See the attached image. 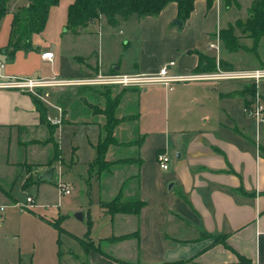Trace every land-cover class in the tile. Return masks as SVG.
Listing matches in <instances>:
<instances>
[{
  "label": "crops",
  "instance_id": "1",
  "mask_svg": "<svg viewBox=\"0 0 264 264\" xmlns=\"http://www.w3.org/2000/svg\"><path fill=\"white\" fill-rule=\"evenodd\" d=\"M250 1L246 2L245 9ZM219 2L220 0H216L211 8L206 9L204 0H194L188 18L179 26L172 23L176 14L174 3L167 4L156 16L130 18L127 21L133 23L131 27L132 30L135 29L133 41L137 45V52L129 65L121 66L120 61L111 62L104 69L98 53L94 55L93 61L90 59L94 53L86 58L75 56L74 60L78 63L75 65L77 76L89 77L97 72L115 71L114 68L119 73L147 72L156 70L168 61L174 63L170 66L173 67L172 71H167L171 75L214 72L213 69H200L198 53L213 57L216 69L264 67V57L258 58L248 67H236L228 53L224 55L218 52L213 56L207 52L211 43L205 45V42L214 28ZM14 10L7 9L0 24V61L4 64L1 75L47 78V75L42 74V65H50L54 56L52 54L51 61L41 59L40 52L46 50L36 51L32 47L29 51L17 50L10 58L4 54ZM83 31L78 29L74 34L78 35ZM220 43L218 40V48L222 46ZM127 44L129 46L130 42L126 37L123 45ZM77 58H82V61ZM189 81L213 83L217 88L209 89L210 93L206 94L204 101L193 99L191 103L198 102V107L191 112L184 113L177 119L165 118L163 129L139 132L138 91H144L148 87H160L169 91L170 93L166 91L164 100L168 113V98L174 92L173 87ZM261 81L264 79L254 84V94L258 95L264 106V85L263 91L258 88ZM247 83L250 82L186 80L174 82L170 88L162 85L125 88L115 115L119 118L137 112L136 120L129 121L132 125L127 127L131 132L126 133L127 136L123 139L126 142L139 139V143L128 148L135 158L128 165L131 170L121 169H125L127 173L125 178L131 176L123 195H138L145 204L138 215H108L98 206L108 216V235L99 237L97 241L90 238L91 246L85 243L77 251H70V259L74 260L70 264H235L238 256L245 258L248 264H264V157L261 154L264 149V125L256 124L242 112V107L252 100V96L244 92ZM65 88L71 90L72 98L66 107L64 120L74 110L79 109L74 116H78L81 111L85 115L87 112L95 114L92 105H103L104 96H91L89 89H83L87 91L84 96L88 97L91 104L85 105L73 97L76 87ZM99 97H102V104H99ZM90 98L95 102H91ZM174 98L175 95H172L171 100ZM123 103L126 104L122 112H119ZM129 109L132 112H128ZM49 112L56 115L54 109ZM97 119L99 131L100 117ZM124 123L128 121L121 122L115 128L116 138L118 131L122 129L120 125ZM11 129L15 132L16 143L23 148L40 145L30 141L44 139L47 135L45 126L39 122L29 93L0 88V130L10 132ZM117 140L120 142L121 139ZM40 146L45 147L47 144ZM117 148L110 146L106 155L110 151L114 153ZM161 152L168 158L165 170L158 167L155 159L157 153ZM26 164L33 166L29 175L36 178L50 167L47 163L39 167L36 163L26 161L6 162L8 167L14 165L20 168ZM41 182L47 181L37 183ZM120 182L121 180L116 183L117 188L115 186L113 189L106 185L111 193L109 198L116 193ZM22 183L23 177L21 188ZM132 232H136L135 237L116 242L104 240L109 236ZM66 233L75 240L80 239L70 232Z\"/></svg>",
  "mask_w": 264,
  "mask_h": 264
},
{
  "label": "rangeland",
  "instance_id": "2",
  "mask_svg": "<svg viewBox=\"0 0 264 264\" xmlns=\"http://www.w3.org/2000/svg\"><path fill=\"white\" fill-rule=\"evenodd\" d=\"M70 1L57 0V3L48 10L43 29L31 36L30 45L32 49L51 51L54 56L50 65L48 63L42 65V74L47 75V79L78 77L77 66L75 68L78 63L74 57L86 58L93 53L90 60L93 61L94 55L98 53L99 61L104 69H107L111 62L120 61L121 66L129 65L137 52V45L133 41L135 29L132 30L131 27L133 23L120 21L111 25L105 18L100 17L95 24L79 28L84 30L81 34H74L67 26L66 19L67 6ZM246 2L248 0H238L237 4L225 8L220 1L216 10L214 28L205 42V45L209 42L213 45L212 47L208 46L210 48V50L207 49L208 53L213 56L214 53L218 52L224 55L228 53L236 67H248L258 58L264 57V36L260 38L255 49L250 50L252 49L251 38L242 35V30L236 27L233 29V33L238 37L237 42L241 46L238 51H221L223 48L220 49V47L222 46L218 48V40L216 42L215 32L219 28H225L229 24L233 25L235 21H244L247 14ZM26 4L27 0H8L6 7L10 11ZM3 20L4 16H1L0 24ZM175 20L173 19L172 23ZM126 37L129 39V46L128 44L123 45ZM78 61H82V58ZM172 69L173 67L167 66L169 73ZM218 69L227 70L224 67ZM213 70L217 71L216 68ZM262 85H264V81H261L258 87L263 91ZM211 88L215 89L217 85L199 81L176 84L172 94L175 95V98L171 100L172 95L168 98L170 104L168 113L164 104L166 89L148 87L144 91L139 90L137 107L139 132L163 129L165 118L177 119L184 113L191 112L194 110L193 108L198 107L197 101V103H191L193 99L204 101ZM82 89H89L94 92L91 96L100 93H103L102 96H104L105 88L103 86H84ZM124 90L125 88L118 86L110 88L112 94L118 91L124 92ZM70 91L65 87L52 86L37 90L36 93L44 99V103L48 107V114L53 116L54 114L49 111L54 109L53 106L58 105L61 95L65 96ZM123 92L122 95L124 96L125 93L123 94ZM90 100L95 102L92 98ZM98 100H101L99 104H102V97H99ZM125 104H121L119 112H122ZM75 111L78 112L79 109L69 112L65 120L63 119L62 123L60 121L55 130L59 158L56 157L48 165L50 166L48 170L54 171L53 183H32L21 188L22 177L23 182L26 181L25 183L27 180H33L36 177L29 175L33 166L26 164L20 168L14 167V165L8 167L6 162L26 161L36 163L41 167L47 163L51 156V145L23 148L16 143L13 129L10 132L0 130V177L2 178L0 182V207L2 208L0 211V264H70L71 261L74 262L73 259H70V251H77L78 248H82L88 238L97 241L99 237L108 235V216L99 209L98 199L109 198L111 193L110 189H106V185L113 189L116 183L122 180L127 173H125V169L116 170L110 177H105L103 174L100 178L94 175L88 178L87 171L89 164L95 157L94 146L97 143L99 132L96 124L99 120L97 118L100 117L101 124L105 118L96 113L87 112L85 115L82 111L78 116H74ZM127 111L132 112L131 109ZM130 124L132 125L128 121V123L120 125L122 128L120 131L117 130V138L121 139L120 142H126L123 137L131 132L127 129ZM122 150L124 153L122 157H127L125 153L133 156L130 151L127 152L124 148ZM116 156L110 151L106 158L112 160ZM129 166H125L128 171L131 170ZM62 181L70 183L68 195L59 194L57 183ZM26 196L32 197L30 206L25 204ZM76 214H80L79 219ZM66 232H70L80 239L75 240ZM85 234L88 238L84 236ZM81 238H83V242L80 241ZM75 261L77 260L75 259Z\"/></svg>",
  "mask_w": 264,
  "mask_h": 264
},
{
  "label": "trees",
  "instance_id": "3",
  "mask_svg": "<svg viewBox=\"0 0 264 264\" xmlns=\"http://www.w3.org/2000/svg\"><path fill=\"white\" fill-rule=\"evenodd\" d=\"M206 9L211 8L216 0H204ZM225 8H229L233 4H237L238 0H220ZM8 0H0V17L7 12ZM194 0H71L67 6V26L71 29L72 33H77L79 28H84L89 24H95L100 17L113 25L120 21H127L130 18L140 19L147 16H156L167 4L174 3L176 5L175 19L183 22L189 16L193 8ZM57 0H27V4L22 7H17L12 12L10 21L7 45L5 47V53L7 57H11L17 50L29 51L31 50L30 40L31 36L40 32L46 22L48 10L51 6L55 5ZM247 14L244 21H235L233 25H228L225 28L218 29L216 32L217 39L221 42L222 47L227 52H235L241 48L238 45V37L234 35L233 29L242 30V35L250 37L252 40V49L254 50L258 41L264 36V0H251L247 7ZM241 32V31H240ZM78 60V58H77ZM198 61L200 69L211 70L214 69V58L198 53ZM76 90L73 93V97L77 98L79 102L85 105H91L88 102V97L84 96L85 92L82 88L84 86H75ZM78 87V88H77ZM112 86H103L104 89V105L99 108L95 105L93 110L97 114L102 115L105 121L99 127L98 139L95 144V157L89 164L87 176H100L107 175L110 177L115 170H121L126 165L134 162L132 155L125 156V151L129 152V146H136L139 143V139H134L127 142H119L114 135L115 128L123 121H134L137 117V112L131 115L122 117H116L115 111L122 97L123 91H118L111 95L110 88ZM40 90V89H38ZM254 83H250L245 86L244 92L248 95H254ZM90 95L94 92L91 90ZM103 94V93H102ZM100 93V95H102ZM31 101L38 114L39 122L45 126L47 135L41 140H31V143L40 145L50 144L52 148L51 156L47 161V165L58 156V145L55 137V130L58 125L50 124L46 120L48 115V107L39 98L31 95ZM72 98L71 92H68L65 96L61 95L58 100V106L61 109V123L63 122V116L66 112V107ZM110 146L118 147L114 150L115 158L110 160L106 158L107 150ZM132 154V153H131ZM261 154L264 157V149L261 150ZM131 178V176L129 177ZM129 178L121 180L116 193L107 200H98V206L108 215L114 214H133L138 215L141 207L145 202L139 199V196L125 197L123 190L126 188ZM36 177L33 180H27V183L23 182L22 187L26 184H35L39 182ZM26 185V186H27ZM57 226V225H56ZM59 228V227H58ZM136 232L130 234H123L119 236H109L104 240L109 242H116L125 240L129 237H135ZM85 237L87 235L85 234ZM83 242V238L81 240ZM88 245H92V241L84 242ZM181 262L164 263V264H179ZM235 264H248V261L241 256H238V262Z\"/></svg>",
  "mask_w": 264,
  "mask_h": 264
},
{
  "label": "built area",
  "instance_id": "4",
  "mask_svg": "<svg viewBox=\"0 0 264 264\" xmlns=\"http://www.w3.org/2000/svg\"><path fill=\"white\" fill-rule=\"evenodd\" d=\"M212 47V44H209ZM40 58L51 61L52 52H40ZM173 61L159 66L156 70L138 73H119L115 71L101 73L97 72L89 77H75L68 79L55 78H38L25 76H2L1 72L4 68L3 62L0 61V88L14 89L29 93L44 102L36 92L38 89L46 87H75V86H118L123 88L144 87L147 85H162L170 88V85L178 81L186 80H242L256 84L259 80L264 79V67L250 69H234L219 70L211 73L188 74V75H171L167 72V66H172ZM56 115L46 116V120L50 124L59 125L61 120V109L59 106H53ZM243 114L252 119L256 124L264 125V106L257 94H254L252 100L242 107ZM156 163L161 170L167 169L168 158L164 153H157ZM59 194L68 195L70 192V183H57ZM25 204H32V197H25ZM25 208V207H24ZM0 210L2 208L0 207Z\"/></svg>",
  "mask_w": 264,
  "mask_h": 264
},
{
  "label": "water",
  "instance_id": "5",
  "mask_svg": "<svg viewBox=\"0 0 264 264\" xmlns=\"http://www.w3.org/2000/svg\"><path fill=\"white\" fill-rule=\"evenodd\" d=\"M174 24L177 25V26H179V25L181 24V21H179V20L176 19V20L174 21ZM114 70L116 71L117 68H114ZM53 172H54V171H53L52 169H49V170H47V171H45V172L39 174V175L37 176V179L40 180V181L51 182L52 179H53ZM76 217L79 219V218H80V214H76Z\"/></svg>",
  "mask_w": 264,
  "mask_h": 264
}]
</instances>
